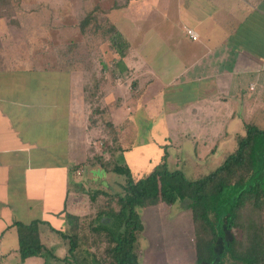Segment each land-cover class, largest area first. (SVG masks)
<instances>
[{
  "label": "crops",
  "instance_id": "1",
  "mask_svg": "<svg viewBox=\"0 0 264 264\" xmlns=\"http://www.w3.org/2000/svg\"><path fill=\"white\" fill-rule=\"evenodd\" d=\"M0 12L8 13L0 16V264H45L40 256L22 261L18 222L38 224L42 242L63 258L67 249L60 232L73 230L69 214L84 216L78 195L83 174L94 158L108 159V143L115 142L129 166L148 172L160 163L163 147L168 166L181 171L194 158L197 170L221 165L246 134V125L264 126V0H4ZM86 13L91 24L83 32ZM65 21L83 34L75 38L76 46L88 38L93 45V30L107 24L129 43L128 54L113 55L103 36L98 46L107 48L92 57V64L82 66L77 52L64 60L56 47L64 44ZM37 26L38 33L28 31ZM188 28L198 40L187 35ZM148 39L167 47L161 68L107 70L114 57L117 65L128 57L134 61L132 48L149 44ZM22 45L36 51L21 52ZM158 55L151 49L152 63ZM146 92L152 99L144 100ZM99 101L106 111L95 115ZM132 101L133 106L127 104ZM143 109L152 118L143 120ZM105 121L117 132L113 140ZM141 124L150 125L147 137ZM144 169L134 172L142 175ZM154 255H137L138 264H160L156 258L148 262Z\"/></svg>",
  "mask_w": 264,
  "mask_h": 264
},
{
  "label": "trees",
  "instance_id": "2",
  "mask_svg": "<svg viewBox=\"0 0 264 264\" xmlns=\"http://www.w3.org/2000/svg\"><path fill=\"white\" fill-rule=\"evenodd\" d=\"M3 1L0 0V5ZM7 15L8 13L0 12V16ZM90 18L91 14L81 19L80 29L83 32L90 26ZM109 30L113 33L109 38L111 52L121 58L125 57L130 49L129 43L115 28ZM75 48L76 44L72 43L56 47L64 60H71L70 57L76 53ZM118 60L117 57L112 59L114 68H105L108 71L116 69ZM100 101L97 104L94 102L95 115L106 111L101 108ZM97 121V118L92 119L93 124ZM104 128L105 131L115 133L116 138L117 132L113 124L105 121ZM111 144L114 145L115 142L112 141ZM108 147L112 154L114 147ZM163 150L160 163L145 175L136 174L121 155L111 161L98 158L101 160L100 166H91L94 170L97 167L99 171L93 174H100L98 176L113 179L119 184L122 180L124 182L118 188L111 183L112 187L108 192L102 190L93 195L94 199L100 193L117 198L120 207L100 212L97 217L100 222L95 231L99 239L103 235V239L111 244L108 248L109 262L97 259L96 255L92 263L78 261L75 254L79 243L77 235L68 232L60 234L62 239L70 243V257L60 258L53 248L42 242L38 224L18 222V251L22 261L28 257L40 256L45 259V264H138L134 251L137 232L143 229V225L137 210L157 203L158 198H161L173 205L184 199L186 208L192 211L197 264H264V220L260 217L264 212V129L246 125V134L238 139L236 149L219 167L198 180H187L180 170L171 171L168 167V149L163 147ZM177 180L183 183L181 187ZM160 182L164 187L163 192L157 189V183ZM248 209L259 216L244 220L243 215ZM104 217H107V221L102 220ZM68 218L75 228L78 217L69 214Z\"/></svg>",
  "mask_w": 264,
  "mask_h": 264
},
{
  "label": "rangeland",
  "instance_id": "3",
  "mask_svg": "<svg viewBox=\"0 0 264 264\" xmlns=\"http://www.w3.org/2000/svg\"><path fill=\"white\" fill-rule=\"evenodd\" d=\"M147 3V2H146ZM149 5V4H148ZM149 7H145L144 10H147ZM89 14H85L83 18L87 17ZM63 23H66L64 27H66L63 37V45H59L57 47L67 46L69 41L73 40L72 44H76L77 39L79 36H82L80 29L74 28L71 25L70 21H65ZM147 30V38H150V29H149V23L146 25ZM17 32V26L16 28H13L12 32ZM30 33H38L39 29L38 26L35 28H30L28 30ZM98 31V30H97ZM94 31L95 34V42L89 43V40H92L93 38L89 39L87 41H83L82 44H79L76 46L75 51L80 54V56L83 58V61L80 62L82 66L86 67L88 64H92L93 56L98 52H101V48L103 51L106 50L107 45H99V41H101V38L105 36L107 39H109L113 33L109 30V26L106 24L103 29L100 31ZM97 32V34H96ZM92 36V33L89 34ZM88 35V36H89ZM86 37V36H85ZM66 38V39H65ZM37 42L39 43V39L36 38ZM67 40V41H66ZM147 42L149 44L142 45L139 44L135 46V48H132L134 53L133 55L136 57L134 61H130V57L127 58L128 62H123L120 65H117L116 68L120 72H125L128 65H133L135 68L143 67V68H151L153 66L155 67V70L157 67L161 68L163 64H165V55L167 52V47H161L158 45H151L150 40L148 39ZM81 43V42H80ZM107 43V42H105ZM15 47V46H14ZM104 47V49H103ZM94 48V49H93ZM151 49L154 53L159 54L158 57H156L155 63H152L151 60ZM21 52L25 53H31L33 51H36V46L28 47L26 45H22L19 49ZM95 51V52H94ZM149 51V53H148ZM90 54L89 57L92 59L87 58L88 54ZM86 55V57H85ZM99 56V55H98ZM103 57V54L100 55ZM85 57V58H84ZM81 58V59H82ZM102 67V66H101ZM100 67V69H101ZM161 73V72H160ZM156 84L153 85V88H156ZM152 94L146 92L143 94L144 100L145 99H152ZM154 94L153 97L156 99V103L158 107H162L163 100L159 98V96L155 97ZM111 102V101H108ZM135 101H132V103H127L128 105L133 106ZM107 103V101H106ZM156 103H154L152 107L157 108ZM126 105V101H125ZM150 106V103L148 104ZM162 105V106H161ZM167 107H165V110ZM216 114L217 116L220 115V108H216ZM140 115L142 116V119L148 120V117L152 118L151 115L146 116V113L148 112V109H143V111H139ZM214 115V111L212 112ZM222 114V113H221ZM107 118V116H105ZM156 120L160 121L161 118H156ZM175 120V119H174ZM221 119L217 121V127L221 126L223 129V134H227L226 128L222 126V123L220 122ZM154 121H150L149 124H151ZM226 126V125H225ZM257 126V125H256ZM175 127V126H174ZM212 128L211 126H207ZM229 128V126H226ZM260 128H264V126H257ZM166 129L170 131V133H175L174 136H177L178 133L175 131H171L174 128L165 126ZM171 130H170V129ZM150 125L141 124V134L143 137H147L149 133ZM218 130V128H217ZM110 131V130H109ZM111 139L115 137V133L110 131ZM107 146H111L114 149L116 148V144L108 143ZM113 150V149H112ZM139 150H142L141 147H139ZM147 152H151V150H146ZM107 154L110 156L107 160L111 161L115 159L118 156V151H113L112 154L107 152ZM131 155V154H130ZM133 157H136L132 155ZM191 159V158H190ZM204 159V158H202ZM225 157L222 159L224 161ZM193 160V161H192ZM192 160H188V162L182 166L179 167L181 171L183 172V176L187 180H198L206 175H208L210 172L215 170L219 166H215L211 163L203 166H197V170L195 168V159L192 158ZM94 166H100L101 160H97L94 158L93 160ZM93 164L90 165L89 168H91L89 171L87 170L83 174L84 179V185L79 188V199L82 202L81 208L84 212V216L81 217L78 222L77 226L73 230L67 231L68 233H72L77 235L78 238V248L75 252L78 261L84 262V263H92L94 255H96L97 259L101 260H107L109 262L110 255L108 254V248L111 246L106 240L103 239V235L98 237V233L95 231V228L99 225L100 220L97 219L98 214L100 212H106L111 209H119V205L117 203V198H112L110 196H107L103 193H100L96 196V198H93V195H96V192H101L102 190L108 192L111 189V183L114 184L115 187L122 186L124 184L123 180L120 182V184L113 180V179H107L103 176H98L100 174H93L99 173V171L96 169H93L94 167H91ZM133 171L135 169H144V166L141 165H135L131 164L130 166ZM150 167V166H149ZM170 170L175 171V166L170 165L168 166ZM93 171V172H92ZM150 172V171H149ZM142 175H145L148 173V170L144 169L143 172H141ZM81 174V173H79ZM96 177H99L98 179H95ZM180 187L182 186L181 180H177ZM164 183V182H163ZM162 183H157V189H159V192L164 191V187H162ZM81 186V185H80ZM117 187V188H118ZM109 188V189H107ZM120 190V189H119ZM157 203H154L152 205H147L146 207L140 208L137 211L139 212L142 217L140 218V221L143 225V229L141 231L137 232V242L135 244V253L136 255L140 256H150L154 253H157V255L154 257L148 258V262L150 259H159L160 264H182L183 261L189 262V264H197V257H196V238H195V229H194V223H193V216L192 211L186 208V202L184 199H180L176 205H173L172 203H168L164 199H159ZM261 218L264 220V212L260 214ZM257 218L259 215L253 210L248 209L245 214L243 215L244 220H249V217ZM103 221H107V217H104L102 219ZM238 235H240V231H238ZM64 243L66 244L67 253L63 257H70L69 254V246L70 243L68 240H64ZM183 255H188L189 259L184 260ZM234 263V262H233ZM68 264V263H67ZM74 264V263H73ZM237 264V263H235Z\"/></svg>",
  "mask_w": 264,
  "mask_h": 264
},
{
  "label": "built area",
  "instance_id": "4",
  "mask_svg": "<svg viewBox=\"0 0 264 264\" xmlns=\"http://www.w3.org/2000/svg\"><path fill=\"white\" fill-rule=\"evenodd\" d=\"M187 35L192 39V40H198L199 35L198 33L194 30V29H187ZM253 88V86L251 87V89Z\"/></svg>",
  "mask_w": 264,
  "mask_h": 264
}]
</instances>
